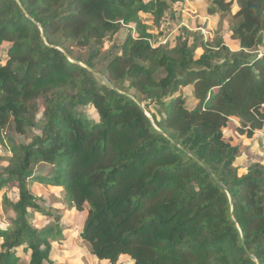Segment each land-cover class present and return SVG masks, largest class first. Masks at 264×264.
Returning a JSON list of instances; mask_svg holds the SVG:
<instances>
[{
	"label": "trees",
	"instance_id": "obj_1",
	"mask_svg": "<svg viewBox=\"0 0 264 264\" xmlns=\"http://www.w3.org/2000/svg\"><path fill=\"white\" fill-rule=\"evenodd\" d=\"M181 1L0 0V144L11 155L0 191L18 190L17 202L3 195L14 216L0 226V264L53 262L60 220L30 223L31 210L50 214L36 183L63 188L86 213L81 236L99 264H264V163L240 176L225 137L233 119L239 136L264 132V0L208 5L209 16H230L238 51L203 37L168 51L142 17L160 30ZM131 25L136 35L99 69L104 43ZM88 106L97 121L80 110ZM8 128L40 134L20 144Z\"/></svg>",
	"mask_w": 264,
	"mask_h": 264
},
{
	"label": "rangeland",
	"instance_id": "obj_2",
	"mask_svg": "<svg viewBox=\"0 0 264 264\" xmlns=\"http://www.w3.org/2000/svg\"><path fill=\"white\" fill-rule=\"evenodd\" d=\"M211 0H185L175 5L173 14L168 17V24L164 28L158 30L153 25L152 18L143 16L142 20L150 27V32L159 36L155 43L165 45L168 51L176 49L184 41L191 47L197 40H201V29H207L209 35L205 41L217 47L218 45H226L232 51L240 49L238 42L231 39L232 20L230 16H209L206 9ZM237 8H233V13L237 12ZM136 35L135 26H126L118 34L107 40L98 53L96 62L98 68L103 69L108 61L115 55L120 53V48L124 41L130 36ZM95 46L78 51L76 56L85 59L90 56ZM204 51L198 49L195 58L199 59ZM260 53H264V47L260 48ZM4 55V54H3ZM173 76L171 69L165 70L160 74V79ZM130 94H136L131 90ZM80 110L84 116L91 121L99 119L97 112L93 107H82ZM152 113L158 115V110L151 108ZM159 116V115H158ZM42 120V111L38 114V121ZM236 121L230 122V127L225 131L226 140L230 141L234 147L238 149L237 160L234 168L240 176L247 173L248 169L257 162L264 163V132L256 133L252 139L245 136H239L234 131ZM40 134L39 128L29 129L26 135H18L13 128L5 130V135L20 144H31L35 137ZM10 153L0 144V170L5 169L9 165ZM47 166H40L37 171L40 173L49 172ZM34 193L41 200L38 205L43 212L50 214L42 215L40 212L31 210L29 221L36 227L41 229H50L55 226L57 219L60 220V229L55 230L57 235L52 238L51 259L53 262L45 264H99L98 259L91 253L89 243L85 242L81 236L85 227V212H77L70 203L64 201V189L61 187H48L41 183H36ZM3 195L9 197L12 202L18 200V190L13 186L7 187L0 191V226L6 228L10 217L14 216L12 210H7L2 201ZM42 212V213H43ZM121 264H132L131 259L123 256L120 260ZM29 259L24 257L20 264H28ZM104 264V263H103Z\"/></svg>",
	"mask_w": 264,
	"mask_h": 264
},
{
	"label": "water",
	"instance_id": "obj_3",
	"mask_svg": "<svg viewBox=\"0 0 264 264\" xmlns=\"http://www.w3.org/2000/svg\"><path fill=\"white\" fill-rule=\"evenodd\" d=\"M96 76H97V78H99L101 81H103L106 85H108L110 88H112L113 90H117L111 83H110V81L105 77V76H103V75H101V74H98V73H96L95 74ZM133 100H135L136 101V103L145 111L146 110V108H145V105L143 104V103H141L139 100H137L135 97H133V96H130ZM202 166H204L203 164H202ZM205 167V166H204ZM206 168V167H205ZM207 169V171L209 172V173H211L212 175H213V172L210 170V169H208V168H206ZM250 257L253 259V260H255L256 261V258L255 257H253L251 254H250Z\"/></svg>",
	"mask_w": 264,
	"mask_h": 264
},
{
	"label": "built area",
	"instance_id": "obj_4",
	"mask_svg": "<svg viewBox=\"0 0 264 264\" xmlns=\"http://www.w3.org/2000/svg\"><path fill=\"white\" fill-rule=\"evenodd\" d=\"M183 1H185V0H183ZM162 28H164V26H163ZM201 33H202V36H203V37L205 38V40H206V39L208 38V35H209L207 29H201Z\"/></svg>",
	"mask_w": 264,
	"mask_h": 264
},
{
	"label": "crops",
	"instance_id": "obj_5",
	"mask_svg": "<svg viewBox=\"0 0 264 264\" xmlns=\"http://www.w3.org/2000/svg\"><path fill=\"white\" fill-rule=\"evenodd\" d=\"M233 121H235L234 119H233ZM237 124V123H236ZM236 126V125H235Z\"/></svg>",
	"mask_w": 264,
	"mask_h": 264
}]
</instances>
